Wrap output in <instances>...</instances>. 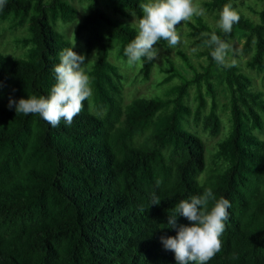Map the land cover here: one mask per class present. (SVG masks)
Returning <instances> with one entry per match:
<instances>
[{
  "label": "trees",
  "instance_id": "obj_1",
  "mask_svg": "<svg viewBox=\"0 0 264 264\" xmlns=\"http://www.w3.org/2000/svg\"><path fill=\"white\" fill-rule=\"evenodd\" d=\"M78 1L84 2L85 13L76 22L74 38L83 40L86 54L95 50L97 55L87 72L91 101H84L71 125L61 120L55 128L38 115L16 114L9 99L48 96L59 53L72 47L56 24L75 20L77 9L68 0H6L0 10L10 29L26 28L15 38L25 50L22 55L0 51V264H176L160 239L177 234L166 227L168 215L181 200L206 188L231 205L222 248L207 264H264V139L253 133L264 129V93L253 88V78L236 62L228 68L217 65L204 43L215 33L231 45L235 31L242 30L246 66L264 72V4L201 0L214 21L230 4L239 22L229 34L204 17L185 22L191 47L197 48L194 55L205 63L196 68L179 48L177 55L191 76L167 58L168 74L160 84L176 76L180 81L162 96L124 103V74L108 55L116 47L117 56L127 58L124 48L137 31L121 18L140 17V5L148 0ZM153 65L141 59L142 80ZM217 69L228 93L229 128L217 163L207 170L203 141L190 124L200 121L208 96L203 119L217 131ZM192 86L194 107L188 100ZM153 194L159 205H151ZM140 207L148 210L141 213ZM176 223L191 222L177 216Z\"/></svg>",
  "mask_w": 264,
  "mask_h": 264
},
{
  "label": "clouds",
  "instance_id": "obj_2",
  "mask_svg": "<svg viewBox=\"0 0 264 264\" xmlns=\"http://www.w3.org/2000/svg\"><path fill=\"white\" fill-rule=\"evenodd\" d=\"M6 5V0H0V10ZM142 15L135 21L137 35L124 48V55L129 65L141 62L142 58L154 61L159 55L155 45L164 40L169 48L180 43V35L176 25L191 21L193 17H203L206 10L197 0H148L140 5ZM216 26L225 34L232 31L240 16L230 4L223 6L218 13ZM204 36H209L204 33ZM211 48V57L217 65L228 68L235 66V60L228 62L232 47L215 33L204 41ZM74 46V44H73ZM71 48L59 53V63L53 68L55 83L47 97L30 96L18 101L9 99V108L14 107L16 114L38 115L53 128L61 120L71 125L79 115L84 101L92 95L91 80L82 69L85 56L77 54ZM157 187L161 181L157 180ZM215 201L209 210V202ZM160 198L152 195L151 205H159ZM230 202L221 197L215 199L211 188L204 189L200 195H194L190 200H181L168 215L166 227L177 229L175 237H161L165 250L172 251L176 264H207L222 248L221 235L225 230V221L229 219ZM148 209L139 208L141 213ZM182 216L190 226H177L176 218Z\"/></svg>",
  "mask_w": 264,
  "mask_h": 264
},
{
  "label": "rangeland",
  "instance_id": "obj_3",
  "mask_svg": "<svg viewBox=\"0 0 264 264\" xmlns=\"http://www.w3.org/2000/svg\"><path fill=\"white\" fill-rule=\"evenodd\" d=\"M73 6L77 9V14L75 20L71 22H62L58 21L56 27L59 31L63 32L67 38L70 39L71 44L73 46V51L77 54L85 56V63L81 66L82 69L87 74L88 70L91 68L93 63L96 60V51L93 50L91 53L86 54L84 42L82 39L75 40L74 38V30L76 26V22L79 21L83 14L85 13V4L84 2L78 0H68ZM201 0H197L200 3ZM255 8H261L264 4V1L253 2ZM243 11L251 16L252 18H256V15L253 14L246 7L242 8ZM209 25H214L216 21H214L208 14L203 16ZM139 17L135 14H130L127 17H122L121 19L125 22H128L134 26L135 21ZM193 17L192 20H194ZM191 20V21H192ZM177 32L180 35V43H178L174 48H169L162 44L159 41L155 47L159 50V55L156 60H154V65L152 67L150 76L147 80H142L139 76L138 70L140 67V62L135 65H129L127 63V58L118 57L116 53V47H113L109 51L108 59L116 64L120 71L124 74V78L122 80L123 83V99L124 103H128L133 98L136 97H155L162 96L164 90L171 86L172 84L178 83L180 80L176 76L170 82L165 84H160L161 79L166 76L168 73L165 72V68H168L166 59L169 58L173 60V62L179 66V68L186 73V75L191 76L192 71L188 67H186L179 56L177 55V49L181 48L189 57L192 64L199 68V62L205 63V60L201 58H197L194 55L196 51V47H191V39L187 36L188 27L185 22L176 25ZM26 31L25 26L18 27L17 29H10L8 27V21L0 19V51L11 54V55H22L24 53V49L19 47L15 43V38L21 36ZM245 40V33L242 30L237 29L235 31V36L232 39L231 47L232 52L228 56L229 60H235L236 64H238L241 69L249 74L253 78V88L257 90H261L264 93V72H258L256 70H252L246 66V60L249 58L248 54H244L241 52L242 44ZM200 69V68H199ZM88 75V74H87ZM214 86L217 92V115L219 116V126L217 131L212 130L207 127V124L204 121V117L209 112V99L210 97L206 96L207 104L206 107L202 110V117L198 124H194L191 122V130L194 131L199 137L202 139L204 144V155L206 161V169L209 167H213L217 160L215 159L216 153L220 149V142L226 135L229 122H228V110L224 107V104L228 100V93L226 91L225 85L223 83V72L220 69L216 70L214 74ZM195 88L192 86L189 90L188 100L190 104L194 107L196 105L194 101ZM91 101V97L89 98ZM253 133L259 138L264 139V129H255ZM204 173L199 175V178H202Z\"/></svg>",
  "mask_w": 264,
  "mask_h": 264
}]
</instances>
